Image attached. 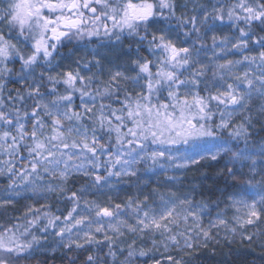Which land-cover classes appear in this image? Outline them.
<instances>
[{"label": "snow or ice", "instance_id": "snow-or-ice-1", "mask_svg": "<svg viewBox=\"0 0 264 264\" xmlns=\"http://www.w3.org/2000/svg\"><path fill=\"white\" fill-rule=\"evenodd\" d=\"M0 264H264V0H0Z\"/></svg>", "mask_w": 264, "mask_h": 264}, {"label": "trees", "instance_id": "trees-1", "mask_svg": "<svg viewBox=\"0 0 264 264\" xmlns=\"http://www.w3.org/2000/svg\"><path fill=\"white\" fill-rule=\"evenodd\" d=\"M198 175V174H197ZM259 254V252H258V250H257V252L256 253H253V255H258Z\"/></svg>", "mask_w": 264, "mask_h": 264}]
</instances>
